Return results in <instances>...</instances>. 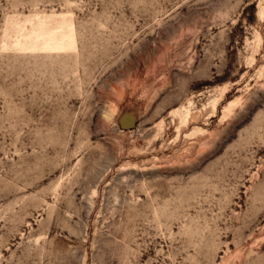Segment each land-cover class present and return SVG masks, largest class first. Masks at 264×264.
Returning a JSON list of instances; mask_svg holds the SVG:
<instances>
[{
    "label": "rangeland",
    "instance_id": "rangeland-1",
    "mask_svg": "<svg viewBox=\"0 0 264 264\" xmlns=\"http://www.w3.org/2000/svg\"><path fill=\"white\" fill-rule=\"evenodd\" d=\"M0 264H264V0H0Z\"/></svg>",
    "mask_w": 264,
    "mask_h": 264
},
{
    "label": "water",
    "instance_id": "water-1",
    "mask_svg": "<svg viewBox=\"0 0 264 264\" xmlns=\"http://www.w3.org/2000/svg\"><path fill=\"white\" fill-rule=\"evenodd\" d=\"M121 124L124 129H129L134 125L133 121L130 118H127L126 116L121 119Z\"/></svg>",
    "mask_w": 264,
    "mask_h": 264
}]
</instances>
